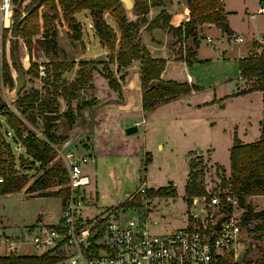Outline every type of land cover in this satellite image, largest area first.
I'll return each instance as SVG.
<instances>
[{"label":"rangeland","instance_id":"1","mask_svg":"<svg viewBox=\"0 0 264 264\" xmlns=\"http://www.w3.org/2000/svg\"><path fill=\"white\" fill-rule=\"evenodd\" d=\"M165 1L166 3H174L175 1L184 2V0ZM27 2H29V0H27ZM27 2L24 3L27 4ZM117 2L122 4L119 1ZM132 2L134 3V0H132ZM222 3L224 10L229 13L225 14L231 25L229 35L219 33L216 28L200 31L196 50L198 52V57L200 56V58H202V62L194 64V62H196L194 61L189 65L191 67L187 69L188 73L193 77V84L199 86L200 92L196 94L195 100L200 103L206 102L207 104L201 105V110L196 113V116H180L177 120H169L165 124L154 129V131H158L154 134H150V136L146 138L147 140L144 141L149 156H152V162L146 167L145 172L138 171L140 167L137 158L136 161L134 159L135 162L133 165L135 167L132 168V166H130L125 172L126 179L124 182L116 180L101 182V180L98 179L97 172L92 168L93 172L90 173V177L94 175L96 183H91L86 187V199H88L89 202L84 205L82 216L90 218L101 210L117 204L119 206L122 205L120 208L124 209V201L126 200L124 193L126 190L135 191L141 187L145 182V179H143L144 172L147 179V182H145L147 189L144 197H146L148 201L145 206H142L140 195L135 194V196L139 197L138 204L132 206V208H134L132 210L134 211L125 212V217L143 213L152 224L151 232L158 235H163L179 229L185 225L187 201L184 193V186L187 181L186 175L188 172V165H190L189 161H191L193 170L195 172L199 171L197 174V177H199L197 182L199 181L203 187V195L206 196L207 194L216 193L218 188L216 185L220 182L219 179L228 175V153L234 142L233 140L236 139L239 142L250 143L261 134L264 122V93L260 94L253 91L247 94L235 95L233 93L236 92V89H243L248 84L244 79L238 77L236 63L239 57H244L248 54V48H250L253 40L252 47L254 45L253 48L256 51L260 50V46L263 44V41L259 43V40H263V35L261 34L264 29V18L263 15L256 12L258 8L257 3L251 2L245 4L244 7H246V9L244 7L240 8L237 4V0H222ZM229 10H234V12H230ZM42 12H46L44 6L38 8L37 14L40 31H42V21L40 19V14ZM160 12H158L157 15H159ZM247 13L251 14L252 17L247 15ZM108 15H110L108 11L103 13L104 18L108 22H111ZM88 16L87 10L79 12V15L76 16V20L79 18L77 21L81 24L82 38L80 41L72 40L68 37L69 31H67L66 25L56 28V38L59 47L57 60L64 58L66 61L74 62V65L71 67L70 75L67 77L68 81L75 78L74 74L78 68H80V64L87 61H90L88 62L90 64H87L88 66L82 70L87 71L88 69L90 73H99L106 78L107 81H109L111 77L116 80V73L113 72L111 66L114 64L116 67V64L112 62L110 52L107 48L106 50L108 52L102 54L104 58L103 62L91 63L92 60L96 59L81 57V55H84L86 52L91 53L97 49V43L93 37L94 34L92 32L91 21L88 19ZM126 16L132 20L134 15L132 16L130 10H126ZM12 17L13 16L3 25L1 30L0 58L3 52L4 58H6L9 65L10 75L13 76L11 70H14V68H12L11 65L9 48L10 42L16 41V56L19 61L20 57L22 58L26 81L30 84L35 83L39 85L41 83L40 86L45 88L47 86L45 84L46 80H48V75L52 68V59L50 56H44L42 53L37 52L35 55H32V59L30 60L24 39L19 35L13 36L11 34L13 25ZM205 36L211 38L210 43L206 42ZM236 36H240L243 42H237L235 40ZM39 37V35L33 36L32 39ZM229 37L230 39L227 41ZM181 39L177 47L181 46L184 55L187 48H192V45L190 38L184 39L182 36ZM116 48L117 44L115 50ZM256 51L251 50L252 53H256ZM1 60L2 58L0 62ZM32 62H36L37 66L38 64L44 66L47 74L46 79L38 80L37 76L30 77L26 74ZM133 62L135 61H132L130 65L116 71L118 72L117 76H119V79L122 76L125 79L130 73L129 71H132L133 68L129 69V67L133 65ZM91 69L93 71H91ZM134 76V74L131 76L128 81L129 83L134 82ZM12 79V88L0 82V99L6 106L15 108L14 99H12L15 95L14 77H12ZM90 79H92V77H90ZM87 89L88 88H85V91H87ZM88 93L90 92L87 91L85 94ZM78 97L84 98L83 95L78 92L76 103L83 102L84 99L81 100V98L78 99ZM214 98L215 100H213ZM91 101H93V98ZM68 104L71 108L74 107L73 102H68ZM66 107L67 103L65 100L58 98L59 114L64 113ZM181 110L183 113L190 112L189 107L182 103ZM79 114L81 115L80 112H78V115ZM6 119L4 112L0 111L1 138L11 148L13 156L11 163L16 170V176L25 175V179L28 182L27 184H30L42 173V170L37 169V167H35L36 170L34 169L33 164L38 166L37 162L30 164L31 159L26 155L24 148L19 143V139L13 135V132L11 130H9L8 134L4 132V128H6ZM17 119L22 123V126L31 130L32 125L28 123L24 116L16 114V120ZM61 122L62 121H56L54 124V130L57 134H61L63 131ZM37 124V128L41 130L39 132H43V128L41 127L43 122H41L40 118L37 120ZM141 130L142 126H139L137 135L130 136L131 138L127 144L120 143L121 146L119 149L124 150V152L125 150L133 152L137 150L138 147L142 146L141 139L143 134ZM158 132L163 136L160 138L166 143V145H162L161 149L156 147L157 143L154 140V137L158 136ZM76 139L77 138L74 139V142H76ZM77 141L79 144L84 142L83 139ZM193 144L201 147L202 154L197 157H189L188 159V156L193 155L194 152L188 154L186 151L182 152V150L190 147V149L194 151ZM53 145L58 147L59 144ZM206 149L209 150L210 157L215 163L209 159L208 151H205ZM52 152L53 155L47 168L51 167L55 162L61 163L54 149ZM88 165H93V163H89ZM162 186L166 187L167 190L173 189L175 194L173 196L148 194L149 190L155 191L156 188ZM59 187L58 184L54 183L48 190L54 191ZM150 187L154 189H149ZM8 195V197H0V256L7 254L5 245L6 238L16 239L20 236L27 237V228L30 225H35L39 218L44 224H55L59 216L61 205L59 196L33 197L24 192L23 189ZM262 202H264V198L257 200L247 197L245 199V204L252 207L253 211L263 210L264 204H262ZM239 208L240 207H235L233 213L238 211ZM242 214L243 210L240 215L242 216ZM258 223L260 222L252 220V222L247 223L245 226L247 230H249L252 241L258 240L261 242L264 241V232L251 230L253 226ZM19 249V252L22 254L35 255V252L28 244L20 246Z\"/></svg>","mask_w":264,"mask_h":264},{"label":"trees","instance_id":"2","mask_svg":"<svg viewBox=\"0 0 264 264\" xmlns=\"http://www.w3.org/2000/svg\"><path fill=\"white\" fill-rule=\"evenodd\" d=\"M24 2H27V0H22L19 7L13 11L11 34L13 36L19 35L24 39L30 60L32 55L37 52L42 53L44 56H50L52 68L45 83L47 86L43 88L42 93L40 94L38 90L34 89L18 95L14 100V110L24 116L32 127L37 125L39 118L43 122V116L46 113L53 114L48 133L45 132L41 125L46 141L52 145L61 144L67 140L72 125L79 117L78 113L69 107L68 102L77 98L79 90L86 85L89 79V74H85L82 69L86 68L90 61L80 64V68L76 71L77 76L68 81L67 78L63 77L71 71L74 62L66 61L64 58L57 60L59 47L56 38V28L66 25L67 31H69L68 37L72 40L80 41L82 38L81 24L76 20L79 12L88 11L93 34L99 38L102 46L109 50L111 60L116 64V71L130 65L132 61H138L137 72L141 90V107L144 111H150L159 102L173 99L180 94H189L197 88L193 85L173 81L164 82L163 86L148 87L150 81L160 80L165 60L152 58L150 53H148L141 42L140 36H138L141 26L146 24L145 29L147 31L157 27L166 28L168 32L177 35L178 39H181L182 36L184 39L190 38L192 48H187L184 55L180 47L178 52L179 57L186 65H190L195 61V48L198 44L196 27L198 25L212 24L221 33L229 35L227 21L222 9V0H187L189 20L182 22L175 28L168 25L169 17L163 11L150 22H147V19L144 18L149 8L160 5L162 0H134L130 12L135 16V20H129L123 5L115 0H29L27 4ZM259 3L264 15V0H259ZM41 6L46 8V12L40 14L42 31H40L39 22L37 21L38 8ZM105 11H108L112 19L115 20L120 32L118 39L111 27L102 18ZM262 33L263 44L260 46V50L237 60L238 76L248 84L245 89L238 90L236 94H246L250 91H261L264 93V30ZM38 35L40 36L39 38L32 39L33 36ZM116 44L117 48L115 50ZM9 52L12 68L15 69V58L12 54L16 52V41L10 42ZM1 58L0 82L12 88L13 79L3 52ZM91 63H97V61L92 60ZM36 67V62L30 63L26 74L30 77H36ZM11 74L15 76L13 70H11ZM123 79L122 76L120 80L123 81ZM108 85L113 89H118V83L113 77L109 79ZM58 98L65 100L67 103L66 111L62 114H59ZM0 111H3L7 118L4 132L8 134L9 130H11L13 135L19 139L26 155L31 159L30 164L37 162L38 166L33 164L34 168L37 167V169L42 170V173L30 184H27L25 175L16 176V170L11 163L13 159L11 148L2 140L0 131V175L2 176L0 195L16 193L23 189L24 192L33 197L61 196L66 191V171L61 163L56 162L47 168L53 152L47 146L45 140L37 137L30 129L22 126V123L18 119L16 120V114L1 99ZM56 121H62L63 131L61 134H57L54 130ZM233 141L228 153L229 167L227 177H229L230 193L236 196L238 205L243 209L241 225L245 226L252 220H256L260 223L253 226L251 230L264 232V209L253 211L252 207L245 204L247 197L264 195V129L256 141L248 144H242L236 139ZM189 162L190 165H188L186 175L187 181L184 186L187 203L191 201L192 197L204 194L203 187L199 181L197 182L199 171L195 172L191 161ZM54 183L60 187L54 191H49L48 188ZM221 183L225 185L224 177L221 178ZM148 194L173 196L175 191L173 189L167 190L166 187L162 186L155 191L149 190ZM138 201L139 197L135 196L130 202H126L124 206L132 207L137 205ZM226 211L227 213L230 211V206L226 208ZM53 261V258L45 255L36 257L6 254L0 256V264H50ZM218 264H229V261L220 259Z\"/></svg>","mask_w":264,"mask_h":264},{"label":"built area","instance_id":"3","mask_svg":"<svg viewBox=\"0 0 264 264\" xmlns=\"http://www.w3.org/2000/svg\"><path fill=\"white\" fill-rule=\"evenodd\" d=\"M13 11L9 0H0V35ZM206 40L210 42L209 37ZM241 40L236 38L238 42ZM46 77L44 66L38 64V80ZM140 124L136 122L134 126ZM42 134L35 132L51 150L54 149L66 171V191L59 196V219L49 225L38 222L26 231L27 237L6 238L7 254L20 256L19 247L28 244L35 252L30 256L53 258L50 264H218L220 259L229 264H264V241H252L249 230L241 225L243 209L236 196L230 193L229 177L223 176L225 185L219 179L216 193L198 195L186 202L184 226L158 235L151 232L152 224L143 213L125 217V212L134 211L130 206L123 209L117 204L90 218L82 216L83 207L89 202L85 190L90 185L83 167L92 164L95 158L91 153L70 150L76 129L71 130L67 140L58 147L47 142ZM146 189L143 183L135 191L128 190L124 203L138 194L141 205L145 206ZM235 207L240 208L233 213Z\"/></svg>","mask_w":264,"mask_h":264},{"label":"crops","instance_id":"4","mask_svg":"<svg viewBox=\"0 0 264 264\" xmlns=\"http://www.w3.org/2000/svg\"><path fill=\"white\" fill-rule=\"evenodd\" d=\"M186 1L187 0H184V2L175 1L174 3H166L165 0H162V3H160V5L150 7L148 12L144 15V18L147 19V22H150L156 18L158 12L163 11L169 17L168 25L175 28L176 26L180 25L182 22H186L189 20V16H188L189 11L187 9ZM251 2L258 4V8L256 12H258L260 15H263L262 14L263 11L261 8V4L259 3V0H237V4L240 8L244 7L245 4ZM244 8L246 9V7ZM222 9L227 21L228 31L230 32L231 25L227 19V15H225L228 12L224 10L223 5H222ZM229 11L234 12V10H229ZM247 15L252 17V15L249 13H247ZM108 16L111 19V22H108L104 18V16L102 18L111 27L112 31L114 32L115 36L118 39L120 37L119 36L120 32L117 28L115 20L112 19L110 15ZM132 18H133L132 20L136 19L135 16H133ZM88 19H90L89 16ZM145 27L146 24L141 26L138 32V36H140L142 44L147 49L148 53H150L152 58H157V59L162 58L165 60L164 68L160 74V80H162L163 82L173 81L176 83L177 82L186 83L188 85L196 86L197 89L195 91H191L189 94L186 95L180 94L173 99L167 100L165 102H159L157 105L154 106L152 110L144 111L141 107V90H140V84H139L138 72H137L139 65L138 62L136 61L133 62V65L129 67V69L130 68L133 69L132 71H129L130 73L126 76L123 82H121L119 76H117L118 72H116L115 70L116 67L112 63L113 64L111 65L112 70L114 73H116L115 77L118 83L117 90L111 88L108 85L107 79L101 76L99 73L95 72L93 74L90 73L88 69L87 71L84 70L83 72L85 74L87 73L89 74V79L86 85L82 86L81 89L79 90V93H81L84 98L78 97V99L81 98V100L82 99L84 100L81 103H76L77 101L76 99L70 101L71 103L72 102L74 103L73 104L74 107L72 109L75 110L77 113L78 112L81 113V115L79 114L77 121L72 125L71 130L73 129L77 130V135L75 137L77 139L76 142H74L75 138L71 141L70 150L72 149L80 154L91 153L94 156L95 160L93 162V165L90 166L85 165L83 167L85 173L89 177L90 184L96 183L94 180V175L92 174L93 177H90V173L93 172L92 168H94L95 171L97 172L98 179L101 180V182H106L108 180H112V181L116 180L119 182H124L126 179L125 172L129 169L130 166H132V168L135 167L133 164L136 161V158L139 161V167H140L138 171L145 172L146 167L150 165L152 162L151 161L152 156H149V152L148 149L145 147L146 143L144 141L147 140L146 138L149 137L150 134H154L158 131V130L154 131V129H156L160 125L165 124L169 120H177L178 117L180 116H184V115L196 116V113H198L201 110V105L207 104L206 102L200 103L197 100H195V96L198 92H200V90H199V86L193 84L194 82L193 77L188 73L187 69L190 68L191 66L186 65L185 62L181 60V57H179V53H178L179 47H177V44L178 43L180 44L182 39H178L177 35L168 32L165 28L157 27L151 29L150 31H147ZM211 28H216L218 32L221 33L220 30L212 24L211 25L202 24L196 27L197 38L199 37L200 31L209 30ZM261 35H263V33ZM93 37L97 43V49L95 51H92L91 53L86 52L84 55H81V57L84 58L89 57L96 59L97 61L98 56H103L102 54L107 53L108 51L106 50L105 46L103 47L101 45L98 37H96L95 35H93ZM207 37L209 36H205V40ZM238 37L240 36H236L235 40ZM229 39L230 37L228 38V40ZM253 41L251 43L250 48H248V54L244 57H247L248 55L252 54L251 50L256 51L252 47ZM210 42H211V38H210ZM240 42H243V40H241ZM196 49L197 46L195 48L196 62H194V64H199V62H202V58H200V56L198 57V52ZM86 50H87V46H86ZM258 51L259 50H257L256 52ZM97 62L100 63L103 61H97ZM20 64L23 70L24 65L21 57H20ZM236 69H237V63H236ZM13 71L15 72V69ZM91 71L93 70L91 69ZM133 74L135 75L134 82L129 83L128 81ZM74 75L76 77L77 75L76 72ZM12 77H14V83H15V76ZM90 77H92V79H90ZM85 88H88L87 91H89L90 93L85 94L87 92L85 91ZM37 90L38 92L42 93L43 88L40 86V84ZM238 90H242V89H236V92ZM23 92H27V91L22 90L20 94H15L12 97V99L15 100L16 97L18 95H22ZM236 92H234L233 94L236 95ZM253 92H257L260 94L263 93L261 91H253ZM92 98L93 101H91ZM213 100H215V98ZM181 103L188 106L190 112L183 113V111L181 110ZM7 107L15 114H18V112L14 110L15 108L11 106H7ZM69 107L71 106L69 105ZM136 122H141L139 126H142V130H141L143 134L141 139L142 146L138 147V149L133 152H130L128 150L127 151L125 150L124 152V150L119 149V147L121 146L120 143L127 144L129 142V139L131 138L130 136L137 135L139 126L138 127L134 126V123ZM37 126L38 124L35 127H31V130L32 132H34V134L36 131L37 132L41 131L40 129L37 128ZM131 126L136 127V132L129 134L126 133L125 130ZM263 129H264V122L262 125V130ZM160 132H158L157 137H154V140L157 143L156 147L158 149H161L163 144L166 145V143L163 142L162 138H160L163 137L160 134ZM79 139H83L84 142L82 144H79L77 141ZM257 139H255L254 141H256ZM241 143L248 144L243 142ZM192 146H194V151H192L190 147L182 150V152L186 151L188 154L194 152L193 155L188 156V159L189 157H193V156L197 157L198 155L202 154V150L199 145L196 146L193 144ZM205 151H208L207 152L208 157L209 159H211L209 150L206 149ZM144 172H143V179H145V182H147ZM149 189H154V188L150 187ZM127 191L128 190H126V192ZM126 192L124 194H126ZM1 196L8 197L9 195L1 194L0 197ZM250 198L258 200L260 198H264V195H252ZM262 204H264V202H262ZM58 219L59 217L57 218V221ZM40 221L42 222V220L39 218L37 223ZM37 223L35 225H37ZM35 225H30L27 228V230L31 229Z\"/></svg>","mask_w":264,"mask_h":264},{"label":"water","instance_id":"5","mask_svg":"<svg viewBox=\"0 0 264 264\" xmlns=\"http://www.w3.org/2000/svg\"><path fill=\"white\" fill-rule=\"evenodd\" d=\"M9 1H10V4H12V7H14V9H17L19 7V5L21 4L22 0H9ZM116 1H119L120 3H122L125 10H131L132 7H133L132 0H116ZM78 19L79 18H77V20ZM227 40H228V38H227ZM12 55L15 58V61H14V65H15V88H14V93L15 94H20V92L22 90H34V89L37 90L39 88L38 84H35V83L30 84V83H28L26 81V77H25V75L23 73L20 61H19L18 57L16 56V52L13 53ZM103 60H104L103 56H98L97 61H103ZM69 75H70V72L65 74L63 78H67V77H69ZM163 85H164V82L162 80L150 81L148 83V87H157V86H163ZM44 99H46V98H44ZM52 120H53V114L46 113L43 116V125H42V127L44 128L46 133L49 132V126L52 123ZM125 131L128 134L129 133H134V132H136V127L131 126V127L127 128Z\"/></svg>","mask_w":264,"mask_h":264}]
</instances>
